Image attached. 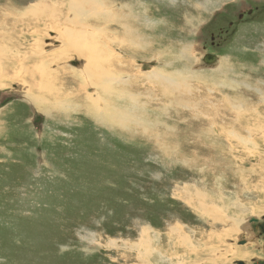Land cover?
Wrapping results in <instances>:
<instances>
[{
	"label": "rangeland",
	"instance_id": "1",
	"mask_svg": "<svg viewBox=\"0 0 264 264\" xmlns=\"http://www.w3.org/2000/svg\"><path fill=\"white\" fill-rule=\"evenodd\" d=\"M99 1L103 9L84 2L71 21L70 0H0V25L15 42L6 47L31 58L14 79L16 69L0 64L10 68L0 81V264H264V9L214 50L223 55L216 65L202 62L210 32L264 0ZM68 28L94 34L106 55L78 49L81 38L72 56ZM54 43L67 50L53 57ZM111 57L121 62L112 67L139 74L116 91L144 95V115L133 108L125 126L87 116L88 94L65 72L78 69L92 93ZM160 70L189 94H162L151 78ZM201 193L245 211L224 214Z\"/></svg>",
	"mask_w": 264,
	"mask_h": 264
},
{
	"label": "bare ground",
	"instance_id": "2",
	"mask_svg": "<svg viewBox=\"0 0 264 264\" xmlns=\"http://www.w3.org/2000/svg\"><path fill=\"white\" fill-rule=\"evenodd\" d=\"M41 2V1H40ZM84 2H87L88 3V6H90L91 8H90V12H92V11H94L95 9H96V11H99L100 9H103V8H98V7H101L102 6V3L99 1V0H70V2H69V4H68V10H69V13H71L72 14V18H71V21L72 20H74V18H77L78 16H79V14H80V12H81V10H82V3H84ZM38 4V3H37ZM67 4V3H66ZM29 6V5H28ZM104 6V5H103ZM39 7H42V5H40V4H38V5H35V7H33V8H31V10L30 11H27V13H31L32 14V12H34L33 10L34 9H36V8H39ZM44 8H48V7H46L45 5H44ZM43 8V9H44ZM38 10V9H37ZM45 10V9H44ZM47 12H49V11H47ZM5 13V12H4ZM35 13V12H34ZM45 13H46V11H45ZM53 13H56V9H53V11L51 12V16L53 15ZM38 14V13H37ZM36 14V15H37ZM102 13H100V15H101ZM39 15H41V14H39ZM38 15V16H39ZM100 15H98V16H100ZM108 15H111V13H109L108 12ZM27 16V15H26ZM35 16V15H34ZM69 16H70V14H69ZM84 16V15H83ZM90 16V15H89ZM54 17H56V15L54 16ZM91 17V16H90ZM104 17V14H102L101 16H100V18H103ZM38 18V17H37ZM66 18H69V17H66ZM66 18H65V20H66ZM91 18H94V17H91ZM90 18V19H91ZM100 18H94V19H100ZM3 19H5V18H3ZM84 19H88V18H84ZM43 20V19H42ZM46 20H48V19H46ZM100 20H102V19H100ZM105 19H103L102 21H104ZM1 21H4L5 22V20H1ZM67 21V20H66ZM80 21H81V19H80ZM71 24V23H70ZM74 24V23H73ZM1 25H3V24H1ZM0 25V36H2L1 37V39L2 38H4L5 36L8 38V41L7 40H5L6 42H4V43H2V44H0V64H7V63H5V62H8V65L9 66H12L13 67V69H16V71H14L12 74H13V79L14 78H17V76H15V74L16 73H18V71L19 70H22L23 68H28V66L30 65V59L28 58L29 56H30V54H28L27 55V53L26 52H23V53H15L14 51L13 52H11V50L12 49H9L8 47H6L7 46V44H14L15 42L11 39V37L10 36H7L6 35V33H5V28L4 27H2ZM6 25V24H5ZM46 27V26H45ZM51 28V27H50ZM90 28V27H89ZM47 29V28H46ZM63 29V28H62ZM66 30V29H65ZM99 30H101V29H99ZM52 31H55V33L56 32H59L60 30L59 29H57V28H53L52 27ZM33 32V31H32ZM65 32V31H64ZM76 32H77V30H76ZM36 33H37V35H38V31L36 30ZM83 33V32H82ZM52 34V33H51ZM65 34V33H64ZM63 34V35H64ZM91 34V33H90ZM89 34V35H90ZM66 35V37L63 39V40H66V41H69L68 42V45H69V47H70V51L72 52L71 53V55L73 56V53H74V51L75 50H73L71 47H73L81 38V41H82V43L84 44V45H82V44H80V42H79V47H78V49H83L84 47H85V49H89V52H90V56H92L93 57V55H96V53H95V50L98 48V47H101L102 48V52L100 53V55L102 56V55H106V50L102 47V44L100 43V44H96L95 42H96V39H97V37L96 36H94V34H93V37H91V38H89V39H87L86 37L84 38L83 37V35L81 34V33H75L74 32V30L73 29H71V28H68V31H67V33L65 34ZM53 36V35H52ZM56 36V35H55ZM7 38H5V39H7ZM55 38V37H54ZM62 38V37H61ZM70 38V39H69ZM58 40H56V39H54L55 40V43H59L58 41H60V40H62V39H59V38H57ZM76 39V40H75ZM9 40H11L10 42H9ZM87 40H89V42L92 44L91 46H89L90 45V43H88V41ZM140 40V39H139ZM2 42V41H1ZM39 42V41H38ZM55 43H54V46H53V49H52V51H53V53H52V56L53 57H55V56H58L60 53H61V51H63L64 49L62 48V47H57L56 45H55ZM94 43L97 45V46H94ZM122 43V42H121ZM122 45V44H121ZM5 50H4V49ZM63 50H62V49ZM101 48H99V49H101ZM67 49H65L64 51H66ZM77 50V49H76ZM183 50V49H182ZM185 50V49H184ZM101 51V50H100ZM42 52V51H41ZM43 52L45 53V50H43ZM181 52V51H180ZM179 52V53H180ZM183 52V51H182ZM185 52V51H184ZM80 53V52H79ZM78 53V55H81V54H79ZM98 53V52H97ZM188 53H189V50H188ZM18 54V55H17ZM41 54V53H40ZM27 55V56H26ZM109 55V54H108ZM51 56V55H50ZM191 56V55H190ZM47 57V56H46ZM183 57V56H182ZM101 58V57H100ZM117 60H119V58L118 57H115ZM39 59V58H38ZM87 60L86 61H90V57L89 58H86ZM92 59V58H91ZM103 60H101V61H104V58H102ZM107 59V58H106ZM110 61L109 62H104V63H106L107 64V67L104 69V67H103V71H102V74H101V76L103 75V79H102V85H99V87H97L96 85H92V86H90V88L92 89L91 91H92V93H90V92H87V90L85 89V87H84V85L86 84V76H83L82 77V75L79 73V72H77V70L78 69H72V68H74V67H72V68H69V67H67V68H69V69H65V72L67 73V74H69L70 75V79H72V81H75L77 84H78V86H83V89L85 90V92L88 94V97H87V99H88V101H91V106L89 107V108H85L84 106H83V100H80V102L82 103V107L83 108H85L86 110H87V116H89V117H91L92 119H95L96 121H98V122H101V123H105V124H108V125H111V126H119V125H123V126H125V125H127L128 124V121L129 120H131L130 122H132V120H134L135 118L134 117H136V116H138V115H134V114H131V112L130 111H132V109L133 108H136L142 115H144L143 114V112L142 111H144L143 109H142V105H141V103L140 102H142V100H143V98H144V95H142V94H136V93H138V92H136V93H134V94H132V93H129V92H125L124 90H126L125 88H123V87H120V86H117V88H119V89H121V90H117L116 91V88L114 87L115 85H118V84H122V83H125V81H124V78L125 77H131L130 76V73H128V72H124V71H121L120 69H118V68H114V67H112V64H114V63H119V64H121V62H119V61H115L114 60V57H111V58H108ZM157 59V58H156ZM93 60V59H92ZM91 60V61H92ZM98 60H100V59H98ZM12 61H14V63H17L18 61V63L16 64V65H12ZM17 61V62H16ZM85 61V67L88 65V63ZM96 61V60H95ZM94 62V61H93ZM100 63V62H99ZM111 63V64H110ZM170 63V62H169ZM43 65H44V63H43ZM99 64H97V66H98ZM91 66V65H90ZM104 66V65H103ZM84 67V68H85ZM102 67V66H101ZM220 67V69L221 70H223V71H225L226 69H225V65L224 66H219ZM6 70L4 71V72H2L3 70L0 68V81L1 80H3V81H7L8 80V78H9V76H7V75H9L8 74V71L7 70H9L10 71V68H8L7 66H6ZM32 68H34V67H32V65H31V67H30V70H32V71H29L28 69L26 70L25 69V71H24V77H29L30 79L31 78H34L35 76H36V71H33V69ZM63 68H65V65L63 66ZM229 68H231V67H229ZM90 69H91V67H90ZM100 69V68H99ZM168 69H170V68H168ZM162 70V69H161ZM161 70H160V72H155V73H153L152 75H151V78L154 80V81H158L159 83H161L164 87H163V89L161 90V93L162 94H164L165 96H167L169 99L173 96V94L175 93V96H176V94H180V93H182V94H186V95H188L189 94V91L190 90H185V92H184V88L182 89L181 87L182 86H184V85H178V86H176V87H174V86H172L171 87V85H172V82H173V80H170V77L168 76V75H170L169 73H166V74H168L167 76L165 75V73H162L161 72ZM91 71H92V69H91ZM174 71V70H173ZM233 71V69H230V73ZM84 72V71H83ZM95 72V71H94ZM94 72L92 71V73L94 74ZM97 72V71H96ZM168 72V71H167ZM181 71H179V73H180ZM173 73V72H172ZM11 74V75H12ZM94 75H96V74H94ZM158 75V76H157ZM181 75V74H180ZM15 76V77H14ZM58 76V73H51V77H52V79H54L55 77H57ZM135 77H139V74H136V75H134ZM178 76V75H177ZM183 76V75H182ZM135 77H131V79H130V81H131V83L132 84H134L136 81H137V79H135ZM142 77H143V79L144 80H146V79H148L149 77L148 76H145V75H142ZM180 77V76H179ZM179 77H177V78H179ZM132 78H134V79H132ZM172 78V77H171ZM175 78V77H174ZM182 78V77H181ZM82 79L83 80H85V81H82ZM41 80V82H47L46 81V78L45 79H40ZM71 81V82H72ZM23 82H24V80H23ZM22 82V83H23ZM49 82V81H48ZM47 82V83H48ZM51 82V81H50ZM65 82V81H64ZM0 83H2V82H0ZM20 83V82H19ZM109 83H111V84H109ZM165 83H167V84H165ZM38 85H39V83H38ZM45 85V84H44ZM40 86V85H39ZM181 86V87H180ZM186 86V85H185ZM28 88H29V86H27ZM43 87V86H42ZM110 87V88H109ZM26 88V87H25ZM115 88V89H114ZM21 89V88H20ZM30 89V88H29ZM27 90V89H26ZM40 92H42V90L41 89H38ZM58 90L59 89H54L53 88V92L55 93V95L56 96H54V100H53V102H56V101H60L59 99H58V94H59V92H58ZM124 92H123V91ZM29 92V90L27 91V93ZM84 92V93H85ZM20 93V92H19ZM30 93V92H29ZM53 93V94H54ZM68 94H71L70 96H68L69 98H67V95H65L64 96V98H62L61 100V104H64L65 105V107H67V108H69V107H75L73 104H71L70 102H68V101H70L71 100V98L72 97H74L75 95H73V93L74 92H72V91H70V92H67ZM95 93V96H93V94ZM42 95H44V94H42ZM41 95V96H42ZM175 96H174V98H175ZM21 97V96H20ZM48 97H51V96H47V97H40L42 100H40V101H42V103H44L43 101H47L48 100ZM159 97V92H158V96H157V98ZM38 98V97H37ZM122 98V99H121ZM47 99V100H46ZM119 99H121V100H119ZM180 99V98H179ZM64 100V101H63ZM25 101V100H24ZM28 101V100H27ZM38 101V100H37ZM26 102V101H25ZM39 102V101H38ZM49 101H47V103H48ZM58 102H56V103H58ZM101 102V103H100ZM26 103H28V102H26ZM29 103H31V102H29ZM51 104H49V105H52V101L50 102ZM143 103L144 104H146V105H148V101H143ZM176 103H177V101H176ZM178 103H179V101H178ZM181 103H183L182 101L180 102V104L179 105H181ZM186 103V102H185ZM187 103H189V102H187ZM186 103V104H187ZM45 104V103H44ZM100 104H101V106H100ZM184 104V103H183ZM183 104L181 105V106H183ZM186 104L184 105V106H186ZM35 105V104H34ZM52 106H54V105H52ZM52 106H51V108H52ZM146 108V107H145ZM36 110H41L40 109V107L39 106H37V108H35ZM53 109V108H52ZM128 112L130 113V116L128 115ZM132 113H137V112H133L132 111ZM132 118H134V119H132ZM145 118V117H144ZM136 120H138V119H136ZM130 125H131V123H129ZM135 125H136V123H135ZM139 126V125H138ZM140 126H142V127H144L143 125H140ZM144 129V128H143ZM235 138H238V139H240V140H242V138L241 137H235ZM240 140H238V141H240ZM206 194V193H205ZM201 196H202V200H206V201H209V203L210 204H212V205H214V204H216V202H218L219 203V209H220V211L222 212V213H224V214H234V211H236V213L235 214H237L238 212H244L245 211V209L242 207V206H240V204L237 202V201H234V202H232V203H228L227 205V207L229 208H227L223 203H224V199L223 200H219V198L220 197H212V198H209V197H207L206 195H204V193H201ZM241 209H240V208ZM234 210V211H233ZM241 210V211H240ZM225 217V216H224ZM229 218V217H228ZM227 219V218H226ZM220 220H221V218H220ZM219 220V221H220ZM233 220V219H232ZM218 221V222H219ZM146 242H148V241H146ZM141 243H144V240H140V244Z\"/></svg>",
	"mask_w": 264,
	"mask_h": 264
},
{
	"label": "flooded vegetation",
	"instance_id": "3",
	"mask_svg": "<svg viewBox=\"0 0 264 264\" xmlns=\"http://www.w3.org/2000/svg\"><path fill=\"white\" fill-rule=\"evenodd\" d=\"M239 6H241V5H239ZM259 6L262 9H264V6H261V5H255L253 7H249L248 9H251V10H246L247 8L244 7L245 10L243 9V11H242L243 14H240V13L235 14L234 21H231V23L228 26H226V27L220 26L221 28L219 27V29H217L216 32L211 31L210 36H209L208 46L203 48V50L204 49L206 50L205 55L211 54V55L218 57L219 55H217L214 50L219 48L221 46V44L226 41L227 37H229L231 32L235 30L236 26H239L241 24H244L245 22H248L247 21L248 19H245V17L248 18V17H251L253 14H255L258 11L257 7H259ZM230 14L231 13H226V17H228ZM218 16H225L224 11L220 12L215 17H212L211 21H209L210 25L208 27L205 25L206 27H204L203 29L207 30V28H208V30H210L212 28V24L215 21V18ZM233 16H234V14H233ZM255 224H257V223H255Z\"/></svg>",
	"mask_w": 264,
	"mask_h": 264
},
{
	"label": "water",
	"instance_id": "4",
	"mask_svg": "<svg viewBox=\"0 0 264 264\" xmlns=\"http://www.w3.org/2000/svg\"><path fill=\"white\" fill-rule=\"evenodd\" d=\"M216 61V57L214 56H211V55H206L203 59H202V62L206 65H213ZM253 222H256V220L254 219H251L250 220V223H253ZM237 264H243L241 262H238Z\"/></svg>",
	"mask_w": 264,
	"mask_h": 264
},
{
	"label": "trees",
	"instance_id": "5",
	"mask_svg": "<svg viewBox=\"0 0 264 264\" xmlns=\"http://www.w3.org/2000/svg\"><path fill=\"white\" fill-rule=\"evenodd\" d=\"M107 134H109V133H107ZM110 137V134H109V136H107V138H109Z\"/></svg>",
	"mask_w": 264,
	"mask_h": 264
}]
</instances>
